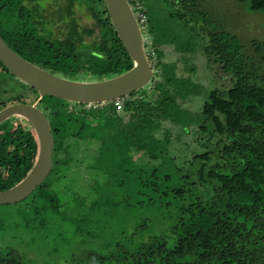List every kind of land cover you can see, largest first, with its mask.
<instances>
[{
  "label": "trees",
  "instance_id": "1",
  "mask_svg": "<svg viewBox=\"0 0 264 264\" xmlns=\"http://www.w3.org/2000/svg\"><path fill=\"white\" fill-rule=\"evenodd\" d=\"M39 1L0 0V28L21 56L65 76L102 78L132 67L104 0H53L48 7ZM129 1L145 16L146 46L149 40L154 46L153 51L148 47L155 69L150 85L121 98V115L115 100L89 105L43 97L40 104H48L52 117L53 169L23 204L31 220L39 222L41 214L46 215L44 206L56 200L52 185L67 178L63 170L68 171L78 154L73 143H83L89 136L84 133L105 124L98 114L109 106L115 119L105 124L101 137L111 144L92 147L93 152L112 169L110 180L120 177L127 201L130 192L144 196L137 201L139 207L153 209L154 215L142 217L132 230L123 229L129 233L121 242H107L63 263L42 264H264V55L256 61L232 32L212 34L209 43L216 51L208 53L203 70L213 82L208 77L205 88L198 80L195 52L201 49L194 47L196 42L182 43L178 35H170L168 19L153 18L146 0ZM199 1L160 0L159 5L169 11L168 17L178 10L185 24L200 25L194 19L199 9L193 11ZM240 1L264 12V0ZM80 5L86 6L91 25L80 22ZM204 14L199 10L197 17ZM169 45L177 51V61H163ZM253 45L257 53L263 42L254 40ZM175 83L179 88L167 86ZM192 107H198L197 113ZM21 132L0 138V190L21 181L37 159L34 131ZM93 172L100 175L95 167ZM103 187L97 189L101 197ZM30 201L34 206L28 211ZM96 204L92 208L101 205L99 200ZM30 229L41 232L35 223ZM137 234L144 238L129 247L126 241L134 242ZM0 264L40 263L27 261L15 249H0Z\"/></svg>",
  "mask_w": 264,
  "mask_h": 264
},
{
  "label": "rangeland",
  "instance_id": "2",
  "mask_svg": "<svg viewBox=\"0 0 264 264\" xmlns=\"http://www.w3.org/2000/svg\"><path fill=\"white\" fill-rule=\"evenodd\" d=\"M52 1L53 0H40L39 2L43 7H48L49 3ZM159 1L160 0H146V6L149 8L152 17L157 20L164 19V21L168 19L167 26H169L170 35H178L182 43L185 42V40L191 39V41L196 42L194 47H200L199 49L203 51L196 50L195 62L198 65V75L200 76L198 80L206 84L205 88H207V85L209 86L208 77L210 78V74L206 75V72L203 70V64L204 67H206L208 53L210 54L212 51H216L212 49L209 43L212 34L218 36V33L221 31L232 32L239 37L246 52L248 51L252 56L257 58L256 61H260L261 56L264 55L262 54V52L264 53V12L250 9L248 3H244L240 0H200L199 5L196 6L193 11H196L198 8L206 14L202 17H197L199 14L198 10L194 19L198 18L200 25H196L194 22L185 24L184 20L178 19V10L172 11L177 12V15L168 17L169 11L163 6H160ZM177 1L180 2V0ZM58 2H63V0H59L57 3ZM77 15L83 25L92 24V20L88 15L85 5H80L78 7ZM6 35L7 33L5 32V36ZM88 38V40H90V37ZM254 40L263 42V47L257 53L254 51L255 46H252ZM9 42L13 44L10 40ZM148 43L147 50L149 47V49L153 51L154 46L151 40H149ZM164 52L166 54L163 58L164 62L177 61L179 58L177 51L172 45L165 46ZM179 64L181 65L182 63ZM213 65L218 68V65ZM258 65H260V62H258ZM261 65L264 67V63ZM181 67L183 68V66ZM181 67H179V71L182 70ZM85 74H81L79 78H89L90 75L86 76ZM9 76L14 79L15 82L21 83V80L13 73H10ZM210 81L212 83L213 79L210 78ZM21 84L23 87L27 86V90L23 89V93L21 89H19L21 85H16L14 82L12 83L10 79L2 80L0 77V89L3 90L4 95L7 96L9 100L23 94L20 100L23 102H31L39 95L32 87L24 83ZM8 85L9 87H7ZM13 86L15 89L12 88ZM167 86L179 88L176 83L173 85L168 84ZM197 90L199 89L197 88ZM187 91L188 90H186V92ZM10 103H13V101ZM185 103L186 102H184V104ZM50 104L53 105V102L51 101L49 105ZM73 104L77 103L73 102ZM47 105V103H41L39 107L44 112L48 113L50 108H48L49 110L47 111ZM194 106H197V104ZM197 108L198 107H192V111L197 113ZM48 116H50L49 120L50 118L52 120L50 113ZM98 117H101L103 121H105V124L115 119L109 106H106L100 111ZM80 120L82 121L83 119L80 118ZM105 124L103 123V125L92 128L93 131L91 134L84 133V135L89 136L85 137L86 139L83 143L78 145L73 143L72 147H79L77 149L78 154L75 159H73L74 164L67 165L68 171H66V168L63 170V172H67V178H63L62 180L57 179L58 186L52 185L51 191L55 194L56 200L50 202L51 206L45 208L41 202L39 203L40 206H44L46 211V215L44 213L41 214L42 219H39L40 223L37 219L31 220L33 215L26 214L25 205L23 204L26 198L13 204L0 205L1 250L11 251L15 249L22 257L32 263L38 262L42 264L45 261L63 263L65 260H69L75 255L80 256L85 250L91 248L102 249L107 242H121L128 237L129 233L123 232V229L132 230V227L134 228L141 222L142 217L146 218L150 215H154L153 209L139 207L137 201L143 200L144 196L136 192H130L129 195L131 199H128L129 202L127 201L128 192H126L122 186L120 187V177H111L110 180V176L113 172L109 173V171H112V169L107 170L109 166L104 165V162H99V154L97 156V154L93 152L92 147H99L100 144V147H105L111 144L109 141L103 142L105 136L104 138L101 137V130L106 128ZM29 126L30 125H28V127ZM82 147H87V150ZM89 147L91 150H89ZM111 161L114 162L113 158H111ZM1 166L2 165H0V167ZM94 167L100 170V175L94 174L96 172V170L93 172ZM100 186L104 187L99 193L105 192V196H99L97 189ZM98 200L101 205L98 204L97 208H92L97 205L96 202H98ZM33 206L34 203L30 201L28 211H31ZM33 223L41 228V232L35 231L33 233L31 231L30 227ZM160 228L161 227H159V229ZM46 232L53 235V239L43 237L42 235ZM34 235L36 236L35 238H33ZM134 236L136 237L135 240L133 239L134 242L126 241L129 247L144 238L140 234Z\"/></svg>",
  "mask_w": 264,
  "mask_h": 264
},
{
  "label": "water",
  "instance_id": "3",
  "mask_svg": "<svg viewBox=\"0 0 264 264\" xmlns=\"http://www.w3.org/2000/svg\"><path fill=\"white\" fill-rule=\"evenodd\" d=\"M108 15L132 59L126 71L98 78L85 73L65 76L39 66L17 53L0 34V61L38 97L31 102H15L0 108V124L23 118L33 129L39 144L37 159L27 175L13 186L0 190V205L19 202L32 194L53 169L54 137L50 120L38 106L51 96L70 102L98 104L124 98L146 88L155 70L146 46V36L129 0H104ZM85 74L89 78L80 79ZM17 120V121H18ZM19 122V121H18Z\"/></svg>",
  "mask_w": 264,
  "mask_h": 264
},
{
  "label": "flooded vegetation",
  "instance_id": "4",
  "mask_svg": "<svg viewBox=\"0 0 264 264\" xmlns=\"http://www.w3.org/2000/svg\"><path fill=\"white\" fill-rule=\"evenodd\" d=\"M0 34L3 36V38L6 40V38L4 37V35H3V33H2V30H1V28H0ZM6 42L8 43V41L6 40ZM9 44V43H8ZM10 45V44H9ZM11 46V45H10ZM12 47V46H11ZM13 48V47H12ZM14 49V48H13ZM15 51H16V49H14ZM17 53H18V51H16ZM20 54V53H19ZM21 55V54H20ZM10 70H8V68L3 64V65H1L0 64V77H1V79L2 80H11V82L13 83H15L16 85H21L20 86V88L19 89H21V92L23 93V89H25V90H27V86H25V87H23L22 86V84L21 83H23V82H21L20 84L19 83H17V82H15V80L14 79H12V78H10ZM12 74V73H11ZM11 84V83H10ZM7 87H9V85L7 86ZM12 88H14L15 89V87L13 86ZM21 92H20V94H21ZM0 97H1V99H0V108H2V107H5V106H7V105H9V104H11L10 102L11 101H13V103H15V102H23V101H21L20 100V98H22L21 97V95H23V94H21V95H19L18 97H14V98H12V99H10L9 100V98L7 97V96H5L4 95V93H3V90H1L0 89ZM39 104H40V102H39ZM39 104H38V106H39ZM46 113V112H45ZM46 115H47V117H48V119H49V117L50 116H48V113H46ZM18 120V119H17ZM16 119H11L10 121H7V122H4V123H2V124H0V138H1V136L2 137H4V136H8V137H6V138H9L10 139V135H6V134H9V133H13V134H15V133H18L19 132V130H21L22 132L21 133H19L21 136H23V130H25V131H28V130H31V131H33V129L29 126L28 127V123L26 122V121H24L23 120V118H20L18 121H17ZM5 138V139H6ZM0 147H2V146H0ZM5 147V146H4ZM6 147H9V145H7Z\"/></svg>",
  "mask_w": 264,
  "mask_h": 264
},
{
  "label": "built area",
  "instance_id": "5",
  "mask_svg": "<svg viewBox=\"0 0 264 264\" xmlns=\"http://www.w3.org/2000/svg\"><path fill=\"white\" fill-rule=\"evenodd\" d=\"M136 16L139 20V23L141 24L142 28L144 29V25H143V21H145V16L143 14H141L140 12H135ZM149 42V41H148ZM89 105H93V104H89ZM115 106H116V111L119 113V115L122 114V100L121 99H116L115 100Z\"/></svg>",
  "mask_w": 264,
  "mask_h": 264
}]
</instances>
